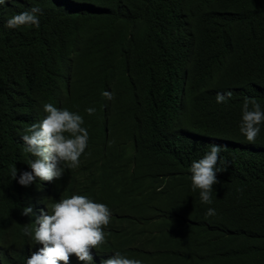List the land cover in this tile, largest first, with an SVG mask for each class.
<instances>
[{"label":"trees","instance_id":"16d2710c","mask_svg":"<svg viewBox=\"0 0 264 264\" xmlns=\"http://www.w3.org/2000/svg\"><path fill=\"white\" fill-rule=\"evenodd\" d=\"M34 4L39 27L18 29L7 19L33 4L0 5L1 263L21 264L42 247L23 233L36 218L24 207L35 213L34 202L79 194L112 213L92 264L115 252L143 264H264V123L254 144L239 130L246 97L264 110V0ZM44 103L79 113L89 140L80 166L41 195L39 178H18L33 159L21 136L46 115ZM214 144L218 167L227 164L209 205L189 169ZM210 207L216 215L206 217ZM69 264L85 262L72 255Z\"/></svg>","mask_w":264,"mask_h":264},{"label":"clouds","instance_id":"9594fccd","mask_svg":"<svg viewBox=\"0 0 264 264\" xmlns=\"http://www.w3.org/2000/svg\"><path fill=\"white\" fill-rule=\"evenodd\" d=\"M11 0H0V5ZM33 6L21 11L7 19L5 27L18 29L22 26L39 27V15L43 10L35 6L34 0H29ZM102 96L113 99L109 91L102 92ZM232 96L231 91L217 92V103H226ZM43 111L46 115L34 122L25 130L21 139L25 145V151L33 157L27 164L31 171L20 173L18 183L29 186L39 178V191L46 195L47 185L52 180L62 177L65 169H76L80 166V157L88 145L89 133L83 127L84 118L67 108H58L52 103H44ZM89 115H94L96 109L89 107L85 110ZM264 123V110L255 98H245L242 106V120L239 126L241 134L247 142L255 143L260 134V125ZM220 145H212L210 151L202 158L193 160L190 165L191 188L199 191L200 201L204 204H212L213 186L218 183L216 173L223 171L218 167L220 162ZM16 166L10 169L12 179L17 178ZM32 207H24L21 214L36 218L29 224H25L23 233L28 236L33 244L42 247L33 252L29 247L21 264H69L70 257L75 255L79 261L92 264V249H99L106 243L104 229L111 222V210L104 203L95 202L93 199L79 194H73L66 198L54 201L47 207L41 203ZM216 215L214 208H208L206 217ZM3 251L0 248V264ZM102 264H143L142 260L129 258L120 252L108 259L102 260Z\"/></svg>","mask_w":264,"mask_h":264}]
</instances>
